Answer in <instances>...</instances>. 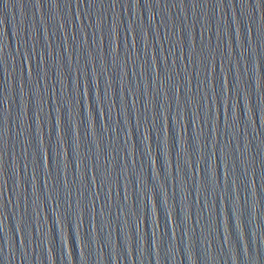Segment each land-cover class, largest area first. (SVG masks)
Listing matches in <instances>:
<instances>
[{"label":"water","instance_id":"95a60500","mask_svg":"<svg viewBox=\"0 0 264 264\" xmlns=\"http://www.w3.org/2000/svg\"><path fill=\"white\" fill-rule=\"evenodd\" d=\"M0 264H264V0H0Z\"/></svg>","mask_w":264,"mask_h":264}]
</instances>
